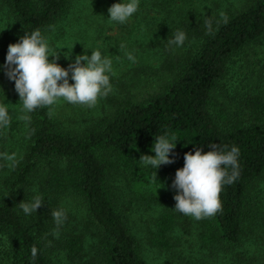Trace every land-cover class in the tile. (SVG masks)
I'll return each instance as SVG.
<instances>
[{"label": "trees", "instance_id": "16d2710c", "mask_svg": "<svg viewBox=\"0 0 264 264\" xmlns=\"http://www.w3.org/2000/svg\"><path fill=\"white\" fill-rule=\"evenodd\" d=\"M72 1L0 0V105L7 106L12 121L0 128V154L16 156L12 168L13 162L0 155V264H148L142 236L126 213L130 202L121 206L110 179L114 171L121 172L131 195L164 202L170 193L165 184L158 196L142 192L157 176L140 161L161 135L178 139L184 162L186 153H207L214 144L223 152L233 146L240 150L239 176L220 194L222 211L199 220V254L179 250L174 263L264 264V226L252 225V213L248 216L250 186L264 173V92L246 94L244 106L235 111L214 96L234 56L256 54L254 45L264 37V0H241L238 6L241 1L233 0L223 10L215 0L206 8L200 5L206 0H138L134 20L116 23L126 35L136 27L150 34L132 43L135 62L110 78L115 88L101 106L103 114L83 116L82 106L66 116L56 104L27 112L7 75L9 45L38 29L51 49L52 31ZM106 1L105 17L114 4L130 2ZM205 21L212 22L211 33ZM177 31L186 34L183 46L170 43ZM52 52H59L57 63L66 68L61 62L66 54ZM77 113L90 123L76 125ZM25 115L30 119H20ZM37 195L42 206L26 215L19 204ZM61 209L66 219L57 226L52 212ZM159 212L144 238L172 249V231L176 226L190 231L188 217L172 206ZM246 228L259 241L238 250Z\"/></svg>", "mask_w": 264, "mask_h": 264}, {"label": "rangeland", "instance_id": "374dc122", "mask_svg": "<svg viewBox=\"0 0 264 264\" xmlns=\"http://www.w3.org/2000/svg\"><path fill=\"white\" fill-rule=\"evenodd\" d=\"M215 1L218 2L219 8L223 10L233 0ZM210 2V0H206L200 3L201 8H206L210 5ZM235 2L238 3L236 0ZM241 4L242 1L236 6ZM108 7L106 0H73L71 10L54 27L52 38L50 39L54 43L51 49L52 51H61L66 54L67 58L61 61L66 69L69 68L70 64L75 62L77 56L87 54L90 57L92 51H96V49L103 51L102 57L112 60V72L106 73L110 78L120 75L131 65L132 62L128 60L127 53L132 50V43L136 38L142 36L148 37L150 33L143 27H136L130 35L121 32L117 23L110 19V15L107 17L102 16L104 12L106 14ZM132 20H134L133 16L128 22ZM101 22H104L103 27L98 25ZM82 36L87 38V43L81 40ZM120 41H122L123 45L119 44ZM254 51L256 54L251 55L249 58L244 55L234 56L228 76L223 78L219 90L214 93L218 102H224L231 106V111L241 109L244 106L246 94L257 93L258 91L264 92V37L254 45ZM86 63V61L82 62V64ZM71 75L70 72L69 83L74 84L75 81L71 79ZM110 84L112 90H114L115 86L111 82ZM257 84L260 85V90L257 89ZM103 102H107V96L100 98L95 107L72 103L67 105V101L63 98H60L55 104L59 110L66 112V116L72 115L73 111L79 112L82 106L87 111V115L83 116H97L103 114L100 112ZM83 116L77 113L74 123L76 125L81 124L80 126L90 123L89 117L83 121ZM179 150V145H176L170 153V159L175 161L172 164L161 165L159 169H155L150 165L146 166L156 173L157 181L153 186L146 188L142 192L145 191L147 193L145 195L150 193L153 196H158L165 192L163 191L164 186H161L165 184L167 187H170V193L164 202H153L151 198H148V196L143 197L142 194L141 196L139 195L140 197L137 194L131 195L130 189L132 187L128 184L125 174L121 172L114 171L110 179L111 191L119 197L118 201L121 203V206H125L130 202V207L126 210V213L130 214V224L133 226V229L137 230L142 236L141 251L148 264H175V258L179 250L194 255L199 254L201 250L200 221L188 215L186 219L190 223V231L186 232L180 226H176L172 231V238L170 240L172 249L160 248L155 243L153 244L150 239L144 238L149 235L147 232L149 227L154 229V220L160 214V210L165 206H172L174 209L176 207L177 201L174 197L179 194V190L173 187V183L176 172L185 165L180 154H178ZM147 155L155 156V152L153 151ZM158 181L159 183H157ZM125 190H128L129 194ZM249 196L248 216L250 217L252 213L250 218L253 220L252 225L256 224L262 227L264 226V173L250 186ZM131 197L132 199H130ZM145 222H149L148 226H145ZM253 235L250 229L246 228L244 241L237 249L252 248L259 241L258 237Z\"/></svg>", "mask_w": 264, "mask_h": 264}, {"label": "clouds", "instance_id": "9594fccd", "mask_svg": "<svg viewBox=\"0 0 264 264\" xmlns=\"http://www.w3.org/2000/svg\"><path fill=\"white\" fill-rule=\"evenodd\" d=\"M138 0H130L129 3H117L110 9V19L121 24L128 20L138 11ZM222 20L227 23V17L222 15ZM206 27L211 33L212 22L205 21ZM186 34L177 31L170 43L183 46ZM128 59L135 62V57L127 54ZM54 57L55 59H50ZM60 59L59 52L53 53L46 38L40 30H35L31 35L26 34L21 41L10 44L6 57L8 77L15 82L23 108L32 112L38 107L52 106L60 98L69 103L95 107L100 98L106 97L111 91L110 76L112 72V60L102 57L99 50L77 56L69 68L61 67L57 61ZM86 61V64H82ZM74 84L69 83V74ZM62 81V83H61ZM20 119L29 120L25 115ZM9 109L0 105V128H8L11 125ZM178 139L175 136H156L153 151L155 156L144 155L140 161L145 166L159 169L161 165L172 164L170 153L176 147ZM214 149L207 153L197 150L195 154L189 152L185 155V165L176 172L173 187L179 190L174 198L177 201L175 209L185 215L192 216L196 220L213 217L222 211L220 194L225 184L233 183L239 176L238 156L239 148L233 146L230 151L218 150V145H211ZM4 159L13 162L10 167L16 166L15 154H0ZM231 168L229 173L228 168ZM43 201L39 195L32 202H22L20 208L26 215L37 213ZM57 224L61 225L66 219L64 211L52 212ZM32 256L37 255V248L31 249Z\"/></svg>", "mask_w": 264, "mask_h": 264}]
</instances>
